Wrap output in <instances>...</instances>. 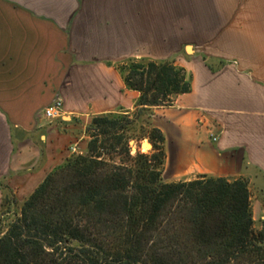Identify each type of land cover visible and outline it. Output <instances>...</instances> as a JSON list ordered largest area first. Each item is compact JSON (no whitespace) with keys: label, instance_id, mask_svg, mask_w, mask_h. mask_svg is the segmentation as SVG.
<instances>
[{"label":"crops","instance_id":"crops-1","mask_svg":"<svg viewBox=\"0 0 264 264\" xmlns=\"http://www.w3.org/2000/svg\"><path fill=\"white\" fill-rule=\"evenodd\" d=\"M135 61L173 62L191 87L151 109L164 180L245 179L264 228V0H0V210L85 152L94 117L137 109Z\"/></svg>","mask_w":264,"mask_h":264},{"label":"trees","instance_id":"trees-1","mask_svg":"<svg viewBox=\"0 0 264 264\" xmlns=\"http://www.w3.org/2000/svg\"><path fill=\"white\" fill-rule=\"evenodd\" d=\"M125 81L148 114L151 153L131 156L128 113L94 117L86 153L51 172L0 223V264H264V228L245 179L163 178L164 137L149 116L190 92L184 69L150 61Z\"/></svg>","mask_w":264,"mask_h":264},{"label":"rangeland","instance_id":"rangeland-1","mask_svg":"<svg viewBox=\"0 0 264 264\" xmlns=\"http://www.w3.org/2000/svg\"><path fill=\"white\" fill-rule=\"evenodd\" d=\"M195 0H186V2L189 5L194 4ZM179 32L180 30H173V32ZM184 33L187 32L188 38L187 40L189 42H194L197 40V33L196 30L188 29V30H183ZM190 48V47H189ZM191 52V48L188 49ZM140 66H147V62H142V61H135V62H130L128 64H125L121 67V71L123 74L124 81L126 79V76H128L131 73L136 72V70ZM139 72V71H138ZM126 83V81H125ZM122 115V114H121ZM147 113L139 112V110H135L133 112L128 113V116H126V120L129 123L125 122L126 126V136L129 140V148L131 150V156H135L137 153L141 154H150L152 151V145L150 141L148 140V123H147ZM88 135V140L89 139V134ZM150 144L151 148L148 150H145L146 145L145 144ZM143 144V146H142ZM85 152L82 153H75L74 155L78 154H85ZM118 161V159H116ZM12 199H6L5 204H3L1 208V213H0V223L2 226H7L13 219L16 214H18L22 208L23 204L19 203H9L11 202ZM258 228V226H256Z\"/></svg>","mask_w":264,"mask_h":264},{"label":"built area","instance_id":"built-area-1","mask_svg":"<svg viewBox=\"0 0 264 264\" xmlns=\"http://www.w3.org/2000/svg\"><path fill=\"white\" fill-rule=\"evenodd\" d=\"M63 112V101L61 99L56 100L50 106L45 108L43 116L48 120H54L61 116ZM216 141V139H214Z\"/></svg>","mask_w":264,"mask_h":264},{"label":"bare ground","instance_id":"bare-ground-1","mask_svg":"<svg viewBox=\"0 0 264 264\" xmlns=\"http://www.w3.org/2000/svg\"><path fill=\"white\" fill-rule=\"evenodd\" d=\"M146 147H147V145H146ZM150 148V147H149Z\"/></svg>","mask_w":264,"mask_h":264},{"label":"water","instance_id":"water-1","mask_svg":"<svg viewBox=\"0 0 264 264\" xmlns=\"http://www.w3.org/2000/svg\"><path fill=\"white\" fill-rule=\"evenodd\" d=\"M142 146H143V144H142Z\"/></svg>","mask_w":264,"mask_h":264}]
</instances>
